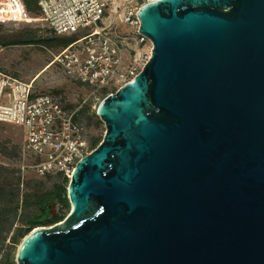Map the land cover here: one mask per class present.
Returning a JSON list of instances; mask_svg holds the SVG:
<instances>
[{
    "label": "water",
    "instance_id": "1",
    "mask_svg": "<svg viewBox=\"0 0 264 264\" xmlns=\"http://www.w3.org/2000/svg\"><path fill=\"white\" fill-rule=\"evenodd\" d=\"M140 71L98 101L69 211L18 264H264V0H153Z\"/></svg>",
    "mask_w": 264,
    "mask_h": 264
},
{
    "label": "built area",
    "instance_id": "2",
    "mask_svg": "<svg viewBox=\"0 0 264 264\" xmlns=\"http://www.w3.org/2000/svg\"><path fill=\"white\" fill-rule=\"evenodd\" d=\"M150 1L123 0L112 12L108 0H37L40 18L54 33L74 35L48 63L94 99L111 86L117 90L140 71L134 58L137 45L152 46L139 31L137 13ZM30 17L23 0H0V22H28ZM34 82V77L24 80L0 70V122L21 128L27 167L69 182L78 161L93 150L79 120L83 104L70 105L61 96L37 90Z\"/></svg>",
    "mask_w": 264,
    "mask_h": 264
},
{
    "label": "rangeland",
    "instance_id": "3",
    "mask_svg": "<svg viewBox=\"0 0 264 264\" xmlns=\"http://www.w3.org/2000/svg\"><path fill=\"white\" fill-rule=\"evenodd\" d=\"M23 1L27 10L39 19L20 23L0 22V70L29 80L74 35L54 33L40 18L37 0ZM122 1L108 0L112 12ZM149 51L151 53L152 46L148 42L137 45L134 58L138 70L149 58ZM132 56L133 51L127 63L132 61ZM34 84L37 90L61 96L70 105L83 104L79 120L89 147L94 149L103 138L106 128L97 112V102L108 93L115 92L116 86L104 89L97 95L98 101H94L88 90L55 65L45 70ZM21 141L20 127L0 122V264H18L17 253L23 238L37 226H53L62 220L70 206L68 182L38 175L27 167ZM53 195L65 202L59 216L45 222H31L38 207Z\"/></svg>",
    "mask_w": 264,
    "mask_h": 264
},
{
    "label": "flooded vegetation",
    "instance_id": "4",
    "mask_svg": "<svg viewBox=\"0 0 264 264\" xmlns=\"http://www.w3.org/2000/svg\"><path fill=\"white\" fill-rule=\"evenodd\" d=\"M65 202L57 195L50 196L46 199L42 206L38 207L36 215L46 217L47 219H53L59 216L60 208H63Z\"/></svg>",
    "mask_w": 264,
    "mask_h": 264
},
{
    "label": "bare ground",
    "instance_id": "5",
    "mask_svg": "<svg viewBox=\"0 0 264 264\" xmlns=\"http://www.w3.org/2000/svg\"><path fill=\"white\" fill-rule=\"evenodd\" d=\"M39 19V17H36V16H34V15H32L31 14V17L29 18V21L28 22H30V21H33V20H38ZM151 53H150V51H149V53H148V55H150ZM51 65H50V63H48V62H46V64H44L36 73H35V75L33 76L34 78H35V80L45 71V70H47L49 67H50Z\"/></svg>",
    "mask_w": 264,
    "mask_h": 264
},
{
    "label": "trees",
    "instance_id": "6",
    "mask_svg": "<svg viewBox=\"0 0 264 264\" xmlns=\"http://www.w3.org/2000/svg\"><path fill=\"white\" fill-rule=\"evenodd\" d=\"M24 2V1H23ZM24 4H25V2H24ZM26 6V5H25ZM73 38H71L68 42H70L71 40H72ZM67 42V43H68ZM67 43H65L64 45H66ZM49 219H47L46 217H42V218H40V216H38V215H34L32 218H31V222H34V221H36V222H45V221H48Z\"/></svg>",
    "mask_w": 264,
    "mask_h": 264
}]
</instances>
